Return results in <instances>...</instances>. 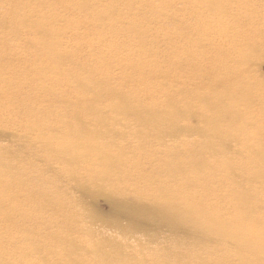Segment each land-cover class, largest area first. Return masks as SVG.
<instances>
[{
    "label": "rangeland",
    "instance_id": "obj_1",
    "mask_svg": "<svg viewBox=\"0 0 264 264\" xmlns=\"http://www.w3.org/2000/svg\"><path fill=\"white\" fill-rule=\"evenodd\" d=\"M209 1L0 0V49L6 53V59H0V66L7 67L9 62L19 59V66L28 72L23 77L16 76V79L20 78L15 87L13 83L0 79L1 152L8 147L24 151V147L61 149L66 142L82 145L79 154L70 159L65 168L56 161L55 167L49 170L46 162L38 161L34 165L29 156L22 159L19 156L16 174L4 172L3 202L0 204V264H119L120 258L130 262L143 259L144 263L140 264L151 262L152 250L162 244L160 239L155 243L145 241L143 247L137 241L138 234L131 240L119 236L115 241L119 242L120 249L113 250L109 245L111 228L127 223V210L117 211L114 207L134 204L132 195L122 197L119 194L130 188L145 194L149 191L145 186L149 179L156 182L151 197L158 201V181L178 185L182 180L167 182L164 177L162 168L169 156L172 158V152L176 148L186 151L191 142L197 143L196 146L204 142L197 134L190 138L183 134L177 138L165 137L167 134L159 137L158 131L150 124L143 125L149 133L145 130V135L140 134L142 127L134 119L122 115L109 118L111 111L117 108L112 103L106 104L104 113L107 117L99 121L61 117L57 107L48 102L50 94L55 93L45 85L48 78L52 85L54 82L64 83L71 99H90V95L73 90L77 86L76 78L69 76L67 80L66 76L50 75L49 57L44 54L37 59L35 56V47L39 42L43 45V39L54 41L59 51L65 50L78 64L97 68L102 76H111L116 85L122 81V71L117 66V61H121L134 77V82L125 83L126 88L134 85L139 96L145 99L148 97L147 79L151 83L156 81L155 87H161L159 84L165 79L163 75L170 70L169 66L173 70L180 66L185 75L179 78L178 94L167 97L164 89L155 92L156 107L162 111L172 109L166 103L168 99L178 101L180 107L188 102L182 113L192 109L198 117V128L204 130H209L206 119L211 112L205 109L200 99L189 96V92L206 89L208 78L203 75L208 62L206 55L211 60L213 56L228 55L233 48L250 45L257 53H251L253 62L246 72L242 71L241 77L260 92L253 95L252 104L241 103L239 96L234 98L239 103L230 104L224 99L222 89L210 92L220 99L215 106L216 113L224 114V118L229 112L232 115L240 113V120L257 122L256 127L250 124L245 127L246 132L241 131L234 140L223 141L236 153L233 163L247 168L256 166L250 158L264 148V0H211L218 3L217 8L211 7ZM113 3L119 4L114 19L111 18ZM40 20L46 23L38 24ZM33 44L36 45L33 47ZM145 58L148 62L143 85L141 77L136 79L139 72H134L128 64L139 63ZM30 70L42 71L43 76ZM194 71L196 74L192 75ZM40 110H50L51 119L38 116ZM186 121L187 117H184L179 123ZM163 123L171 125L169 117L166 116ZM80 125L96 129V132L88 137L63 136L70 126ZM105 125L115 127V132L107 133L100 128ZM212 159L221 163L218 156L210 159L213 162ZM53 169L57 175L60 169L65 170L64 174L76 177L88 173L99 181L78 201L71 202L66 211L55 213L48 207L51 201L47 199V185L51 184L48 177ZM222 172L218 169L212 173L205 171L207 185H218L216 191L208 193L203 188L192 196L201 201L200 207L208 208L217 202L216 207H221L229 216L235 208L231 199L233 188ZM235 177L245 188L250 186L243 176L236 174ZM258 190L256 196L264 198V188ZM10 205L15 208V214H10ZM187 236V232L173 227L163 237L166 242L175 243V246L181 244L180 247L187 250ZM228 240L218 246L200 247L198 258H203L213 247H222L214 259L228 256L225 260L233 261V244Z\"/></svg>",
    "mask_w": 264,
    "mask_h": 264
},
{
    "label": "bare ground",
    "instance_id": "obj_2",
    "mask_svg": "<svg viewBox=\"0 0 264 264\" xmlns=\"http://www.w3.org/2000/svg\"><path fill=\"white\" fill-rule=\"evenodd\" d=\"M208 3L214 8L218 6V3H214L211 0ZM113 4L115 7L112 10L111 18L114 19L118 15L119 4ZM216 11L218 12L217 9ZM45 23V20H40L38 24ZM39 43L35 47L37 53L35 56L37 59L44 54L49 57L50 75H56L57 77L66 76L67 80L70 79L69 76H72L76 78L77 82V86L73 90H79L84 94L90 95V99H71L67 96L69 88L64 83L54 82L52 85L48 78L45 85L51 91H55V93L50 94L48 102L52 106L57 107V113L61 117L73 116L80 119L99 121V119L107 117L104 113L106 104L112 103L117 108L111 111L112 115L109 118L116 119L117 115H122L134 119L142 127L140 134L145 135L147 128L144 126L145 124H150L158 131L159 137L161 134H167L165 137L171 135L177 138L183 134L190 138L197 134L204 140L199 146H196L197 143L191 142L192 145L186 151L176 148L172 152V158L169 156V160L162 168L164 177L168 180L167 182L175 181L179 178H182V180L178 182V185H165L163 182L158 181L160 189L158 201H154V198L151 197V193L154 194L153 186L156 185V182H152L149 179L145 185L149 190L147 193L141 194L139 191L133 190L134 188H130L131 190L126 191L127 193L124 191L119 194L122 197L132 195L134 198L132 203L134 204L130 207H114L117 211L121 209L127 210V216H125L127 223L116 225L118 226L117 228H111L110 238L112 240L109 245L113 250L120 249L119 242L115 241L119 236L122 239L131 240L138 234L140 238L137 241L143 247H145V241L150 240L155 243L157 239L162 240V244L152 250L151 262L145 264H264V198L259 199L256 196L258 189L264 188V148H260L261 151L254 153V156L250 158L251 162L255 161L254 164L256 166L247 168L243 164L233 163L236 153L231 151L225 142L223 144L225 140L232 141L237 138L241 131L246 132L247 129L245 127L249 124L255 126L257 122L247 123L244 120H240L242 117L240 113H237V115H232L230 112L226 113L227 118H224V114L216 113L215 106L220 99L212 96L210 92L213 89H222L224 99L230 104L239 103L234 100L238 96L242 99L241 103L246 101V105L252 104L250 100L253 99V95L260 92L250 81L242 79L241 75L242 71L246 72L249 65L253 62L250 59V55L253 51L257 53L256 50L248 45L247 47L233 48L228 55L213 56L211 60H209V55H206L207 67L203 69V75L208 78L206 89L204 91L199 89L197 93L189 92V96L193 99H200L205 109L211 112L206 119L209 130H204L198 128V117L192 109H187V113H182L188 102L180 107L178 101L168 99L166 103L172 109L162 111L156 107L155 92L164 89L167 97L178 94L176 88L179 84V78L185 75V70L180 66H177L174 70L171 69V65L169 66L170 70L163 75L165 79L159 84L161 87H155L156 81L151 83L147 79L148 97L145 99L139 96V90L135 89L134 85L126 88L125 83L129 80L134 82V77L122 66L121 61H117V66L122 71V81L116 85L112 83L111 76H102L99 69L84 67L78 64L74 57L72 58L65 50L59 51L58 45L54 41H50V39L45 41L43 39V45ZM35 45L33 44V47ZM184 54L187 55L188 53ZM0 59H6V53L3 49H0ZM145 59L136 64H128L134 72H139L136 79L141 77L143 85H145L146 77L145 65L148 62L147 58ZM19 65H21V61L17 59L9 62L7 67L0 66V70H6L0 72V79L6 83H13L15 87L18 79L28 74ZM30 71L35 75L43 76L42 71ZM98 74H100L99 77ZM194 74H196V71L192 73V75ZM18 75L20 77L16 79ZM57 89H62V91L59 92ZM180 92L182 93V90ZM17 93H19V90ZM262 108L264 109V104ZM38 116L51 119L52 113L50 110H40ZM166 116L169 117L171 125L163 123V119ZM184 117H187L186 123H179L181 118ZM123 127L126 126L124 125ZM100 128L106 130L107 133L115 132V127L113 126L105 125ZM95 130L85 125L70 126L63 136H69V138L75 136L88 137L94 134ZM106 131L104 132L105 134ZM146 132L149 133L148 130ZM62 133L63 131L60 132V135ZM116 133L121 132L117 131ZM81 147L82 145L66 142L61 149L46 148L44 150L41 147L32 149L24 147V151L22 149L20 151V148L12 150L8 147L2 152L0 150V204L3 202V174L5 171L7 173L11 171V173L16 174L19 156L21 159L29 156L34 165H37L38 161L46 162L49 170L55 167L56 161L65 168L70 159L79 154ZM216 156L220 158L221 163H217V160L213 159V162L210 161L212 157L215 158ZM217 169L223 171L224 177L229 178V183L231 188H233L231 199L235 208L233 214L229 216L221 210V207H216L217 202L208 208L200 207L201 201L197 197L192 196L203 188L208 193L216 191L218 185L214 187L207 185L206 177L208 175L205 171L212 173ZM81 170L84 169L81 168ZM58 171L59 175H57L56 169H53V173L48 177L51 184L47 185L49 196L47 199L51 201L48 207L55 213L66 211L71 202L78 201L87 193L90 187L99 181V178L88 173H80V176L76 177L64 174L65 170L62 171L60 169ZM236 174L243 176L250 186L245 188L242 183L238 182L235 177ZM12 202L15 203L14 200ZM229 202L232 204L231 201ZM155 203H157V206ZM10 214H15V208L11 205ZM131 217L135 220L131 219ZM173 227L180 232L188 233L187 250H183L180 247L181 244L177 243L175 246V243L166 242L164 239L163 236H166L169 228ZM93 234L96 235V233ZM228 238L233 244V261L225 260L228 259V256L214 259L218 255L217 251L222 247H213L206 252L203 258H198L197 253L200 247L218 246L221 242L226 243L229 241ZM120 259L119 264L144 263L143 259L134 262H130L125 258Z\"/></svg>",
    "mask_w": 264,
    "mask_h": 264
}]
</instances>
